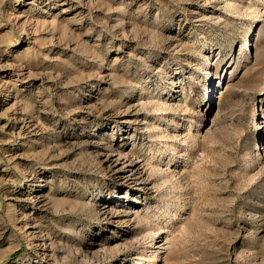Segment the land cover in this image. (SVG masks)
<instances>
[{
  "label": "rangeland",
  "instance_id": "rangeland-1",
  "mask_svg": "<svg viewBox=\"0 0 264 264\" xmlns=\"http://www.w3.org/2000/svg\"><path fill=\"white\" fill-rule=\"evenodd\" d=\"M0 264H264V0H0Z\"/></svg>",
  "mask_w": 264,
  "mask_h": 264
}]
</instances>
